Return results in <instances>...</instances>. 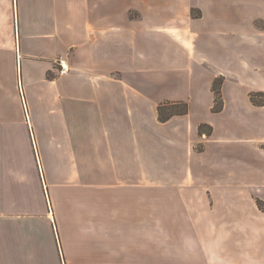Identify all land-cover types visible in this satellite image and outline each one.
Instances as JSON below:
<instances>
[{
  "label": "crops",
  "instance_id": "1",
  "mask_svg": "<svg viewBox=\"0 0 264 264\" xmlns=\"http://www.w3.org/2000/svg\"><path fill=\"white\" fill-rule=\"evenodd\" d=\"M251 91L264 0H0V264H264Z\"/></svg>",
  "mask_w": 264,
  "mask_h": 264
},
{
  "label": "trees",
  "instance_id": "2",
  "mask_svg": "<svg viewBox=\"0 0 264 264\" xmlns=\"http://www.w3.org/2000/svg\"><path fill=\"white\" fill-rule=\"evenodd\" d=\"M222 82L223 76L216 77L212 82L211 89L214 94V103L212 106L213 112H219L223 108V99L221 95ZM258 96H264V91H252L249 93L252 104L264 106V99H256ZM188 110V103L185 101H163L157 106L158 119L159 121L164 122L174 115H184L188 113ZM198 131L200 134L206 133L207 135H210L212 132V127L210 125L201 123L198 126ZM198 150H201V147L198 146ZM256 204L258 208L264 212V200L256 198Z\"/></svg>",
  "mask_w": 264,
  "mask_h": 264
},
{
  "label": "built area",
  "instance_id": "3",
  "mask_svg": "<svg viewBox=\"0 0 264 264\" xmlns=\"http://www.w3.org/2000/svg\"><path fill=\"white\" fill-rule=\"evenodd\" d=\"M56 64L58 65V73L59 74H63L66 73L69 69L68 65L65 63V61L63 60L62 56H58L55 60Z\"/></svg>",
  "mask_w": 264,
  "mask_h": 264
},
{
  "label": "rangeland",
  "instance_id": "4",
  "mask_svg": "<svg viewBox=\"0 0 264 264\" xmlns=\"http://www.w3.org/2000/svg\"><path fill=\"white\" fill-rule=\"evenodd\" d=\"M252 92V91H251ZM250 98V97H249ZM256 99H258V100H261V99H264V96H258V97H256ZM214 103V102H213ZM252 103V102H251ZM224 105V104H223ZM254 105V104H253ZM257 106V105H256ZM222 110V109H221Z\"/></svg>",
  "mask_w": 264,
  "mask_h": 264
}]
</instances>
